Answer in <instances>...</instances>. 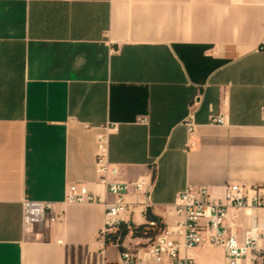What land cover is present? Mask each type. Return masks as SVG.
<instances>
[{"label": "crops", "instance_id": "0c3cea01", "mask_svg": "<svg viewBox=\"0 0 264 264\" xmlns=\"http://www.w3.org/2000/svg\"><path fill=\"white\" fill-rule=\"evenodd\" d=\"M111 124L132 224L149 209L173 225L187 186L220 198L228 183L262 184L264 0H0V264L117 262L98 238L104 205L64 201L71 183L113 200L94 170L96 134ZM23 199L57 203L60 217L25 233ZM253 219L264 248V209L229 207L225 225L241 238ZM180 254L223 264L220 247Z\"/></svg>", "mask_w": 264, "mask_h": 264}, {"label": "built area", "instance_id": "2783aa9c", "mask_svg": "<svg viewBox=\"0 0 264 264\" xmlns=\"http://www.w3.org/2000/svg\"><path fill=\"white\" fill-rule=\"evenodd\" d=\"M199 104V95L188 105L184 120L188 142L194 131V112ZM143 121H145L143 119ZM214 124L224 123V115L210 116ZM116 125H106L96 134L94 151V170L100 183L114 198L107 201L104 197L91 192L83 184L71 183L65 189L64 201L73 203H101L104 205V221L98 238L104 242L109 232H114L122 224L131 228L129 219L130 205L124 195L129 184L116 179L119 167L108 161L110 134ZM138 194L149 192L144 180L132 182ZM58 205L52 201L23 199L21 201V226L25 233H32L40 224L56 213ZM242 209L258 207L264 209V182L260 185H240L228 183L220 198H213L204 187L187 186L174 201L176 220L171 226L158 230L146 241H114L111 244L119 249V257L113 264H195L189 255H181L180 248H194L211 245L220 247L223 264H264V248L258 244L262 234V223L253 219L241 238L227 230L225 220L228 208ZM155 226V221L149 222ZM235 226V225H233Z\"/></svg>", "mask_w": 264, "mask_h": 264}, {"label": "trees", "instance_id": "16d2710c", "mask_svg": "<svg viewBox=\"0 0 264 264\" xmlns=\"http://www.w3.org/2000/svg\"><path fill=\"white\" fill-rule=\"evenodd\" d=\"M145 217L147 219L146 223L135 225L131 223V228L127 229L125 224H122L118 229L114 232L107 233L104 243L109 244L114 241H122L127 235L131 237H153V235L160 229L164 227L163 222L159 217L151 213L149 209L145 211ZM155 221V226H150L149 222Z\"/></svg>", "mask_w": 264, "mask_h": 264}, {"label": "rangeland", "instance_id": "374dc122", "mask_svg": "<svg viewBox=\"0 0 264 264\" xmlns=\"http://www.w3.org/2000/svg\"><path fill=\"white\" fill-rule=\"evenodd\" d=\"M240 211H242V210H240ZM243 222H242V219L239 217L238 218V222H237V224H242ZM217 252L216 251H213L212 253H211V257L212 258H215V257H217Z\"/></svg>", "mask_w": 264, "mask_h": 264}, {"label": "bare ground", "instance_id": "6f19581e", "mask_svg": "<svg viewBox=\"0 0 264 264\" xmlns=\"http://www.w3.org/2000/svg\"><path fill=\"white\" fill-rule=\"evenodd\" d=\"M245 209H246V210H247V209H252V207H246Z\"/></svg>", "mask_w": 264, "mask_h": 264}]
</instances>
